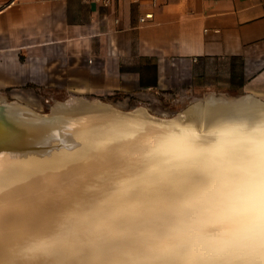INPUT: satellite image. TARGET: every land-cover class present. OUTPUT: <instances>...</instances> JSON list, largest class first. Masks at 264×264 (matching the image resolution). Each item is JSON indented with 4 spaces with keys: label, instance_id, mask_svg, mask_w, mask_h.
I'll return each mask as SVG.
<instances>
[{
    "label": "bare ground",
    "instance_id": "1",
    "mask_svg": "<svg viewBox=\"0 0 264 264\" xmlns=\"http://www.w3.org/2000/svg\"><path fill=\"white\" fill-rule=\"evenodd\" d=\"M8 100L0 264H264V100L210 92L169 116ZM240 234L250 247L219 250Z\"/></svg>",
    "mask_w": 264,
    "mask_h": 264
},
{
    "label": "crops",
    "instance_id": "2",
    "mask_svg": "<svg viewBox=\"0 0 264 264\" xmlns=\"http://www.w3.org/2000/svg\"><path fill=\"white\" fill-rule=\"evenodd\" d=\"M184 89L264 98V0H0L4 94Z\"/></svg>",
    "mask_w": 264,
    "mask_h": 264
},
{
    "label": "rangeland",
    "instance_id": "3",
    "mask_svg": "<svg viewBox=\"0 0 264 264\" xmlns=\"http://www.w3.org/2000/svg\"><path fill=\"white\" fill-rule=\"evenodd\" d=\"M32 92V91H31ZM25 92L22 96H11L8 93L4 94L2 93L8 101H13V100H22L26 103H29V105L34 108L36 111H39L42 113H47L50 109L51 104L59 99L63 100L67 97H71L74 95L70 96H63V95H51L49 94H42V93H35V92ZM213 92L216 94H225V95H233V96H238L239 94L243 93H237V94H227L223 92H218V91H212V90H202V91H193V90H181L178 92H170L167 94L164 93H159V94H151V95H146L144 98L140 99H135V100H129L128 103H125L128 107H132L138 104H143L149 108V110L153 113H160L164 116H169L171 114H174L177 111L183 110L185 106H187L188 103H190L193 100H199L205 98V95ZM31 97V99H29ZM48 97V98H47ZM88 99H92V97H86ZM48 99V100H47ZM104 101L111 102L110 100H105L101 99ZM261 100H264L262 98ZM116 102V100L114 101ZM118 102V101H117ZM41 110V111H40Z\"/></svg>",
    "mask_w": 264,
    "mask_h": 264
},
{
    "label": "clouds",
    "instance_id": "4",
    "mask_svg": "<svg viewBox=\"0 0 264 264\" xmlns=\"http://www.w3.org/2000/svg\"><path fill=\"white\" fill-rule=\"evenodd\" d=\"M182 244H190L195 246L199 243L197 240L191 241H182ZM250 247L248 238L243 234L237 235L233 238H230L223 242L221 249L219 250H228V251H242L246 248Z\"/></svg>",
    "mask_w": 264,
    "mask_h": 264
},
{
    "label": "built area",
    "instance_id": "5",
    "mask_svg": "<svg viewBox=\"0 0 264 264\" xmlns=\"http://www.w3.org/2000/svg\"><path fill=\"white\" fill-rule=\"evenodd\" d=\"M97 1H100L102 2L103 4H107L109 2V0H97ZM141 20H144V17H141L140 18Z\"/></svg>",
    "mask_w": 264,
    "mask_h": 264
}]
</instances>
